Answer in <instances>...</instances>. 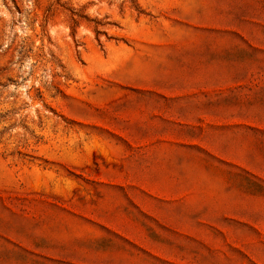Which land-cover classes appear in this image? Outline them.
Wrapping results in <instances>:
<instances>
[{"label": "rangeland", "instance_id": "rangeland-1", "mask_svg": "<svg viewBox=\"0 0 264 264\" xmlns=\"http://www.w3.org/2000/svg\"><path fill=\"white\" fill-rule=\"evenodd\" d=\"M0 264H264V0H0Z\"/></svg>", "mask_w": 264, "mask_h": 264}]
</instances>
